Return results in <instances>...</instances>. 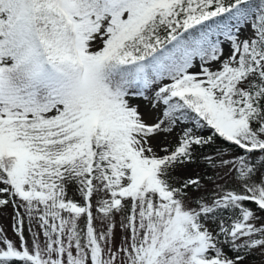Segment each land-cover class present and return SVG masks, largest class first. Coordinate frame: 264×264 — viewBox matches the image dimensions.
<instances>
[{
  "label": "snow or ice",
  "instance_id": "snow-or-ice-1",
  "mask_svg": "<svg viewBox=\"0 0 264 264\" xmlns=\"http://www.w3.org/2000/svg\"><path fill=\"white\" fill-rule=\"evenodd\" d=\"M8 207L0 264H264V0H0Z\"/></svg>",
  "mask_w": 264,
  "mask_h": 264
},
{
  "label": "rangeland",
  "instance_id": "rangeland-1",
  "mask_svg": "<svg viewBox=\"0 0 264 264\" xmlns=\"http://www.w3.org/2000/svg\"><path fill=\"white\" fill-rule=\"evenodd\" d=\"M11 215H12L11 207L4 209L3 213L0 214V226L3 227L9 239H15V236L13 234L12 227H11ZM25 234L27 235V226H25Z\"/></svg>",
  "mask_w": 264,
  "mask_h": 264
}]
</instances>
